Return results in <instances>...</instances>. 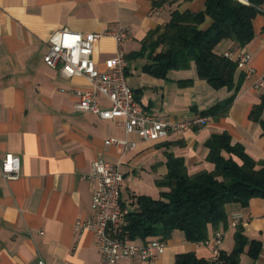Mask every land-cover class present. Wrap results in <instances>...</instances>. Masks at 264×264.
I'll use <instances>...</instances> for the list:
<instances>
[{
    "label": "crops",
    "instance_id": "obj_1",
    "mask_svg": "<svg viewBox=\"0 0 264 264\" xmlns=\"http://www.w3.org/2000/svg\"><path fill=\"white\" fill-rule=\"evenodd\" d=\"M204 1L0 0V161L6 153L19 158L15 178L0 175V264H30L36 258L44 264H99L91 230L74 231V222L91 214V186L82 176L93 159L118 166L120 202L128 210L134 208V195L156 198L164 189L156 181L166 173L168 154L180 157L190 173L210 170L203 145L210 134L225 132L255 161H264V135L250 116L264 96V88L253 86L264 78V0L251 20V40L242 47L225 40L217 47L236 59L233 80H240L225 114L155 142L125 133L117 119L77 111L74 90L88 89V82L79 76L63 77L42 62L49 37L59 29L84 36L127 27L129 38L121 43L110 36L94 43L96 66L102 68L105 58L122 51L127 83L145 112L175 121L198 114L230 91L213 89L198 78L192 61L187 68L168 70L164 77L152 76L141 70L146 54L139 51L146 33L163 26L172 11L195 13ZM209 21L204 19L201 27ZM239 55L246 57L244 65H238ZM98 100L101 108L109 106L102 97ZM260 119L264 120V106ZM108 138L131 141L134 147L123 151L104 144ZM224 212L225 227L208 233L211 237L213 231H221L217 245L186 242L174 230L154 261L131 258L121 263L174 264L179 253L206 259L214 257L213 250L228 253L235 231L231 216L238 213L242 234L259 241L260 247L255 258L244 247L237 264H264V198H250L246 205L227 203Z\"/></svg>",
    "mask_w": 264,
    "mask_h": 264
},
{
    "label": "trees",
    "instance_id": "obj_2",
    "mask_svg": "<svg viewBox=\"0 0 264 264\" xmlns=\"http://www.w3.org/2000/svg\"><path fill=\"white\" fill-rule=\"evenodd\" d=\"M245 1L205 0L201 11H172L163 26L148 31L141 41L139 54H146L141 70L164 77L168 70L187 68L192 61L198 78L213 89L224 87L230 91L198 114L210 118L224 115L240 80H233L236 59L224 56L217 47L225 40L236 47L251 40V20L259 13L260 0ZM206 18L209 23L201 27ZM263 106L264 96L250 116L258 121L264 135V120L260 119ZM203 145L205 160L212 168L190 173L180 157L168 154L166 173L156 181L164 189L156 198L133 196L134 208L128 210L120 237L146 244L153 239L165 240L177 230L184 241L200 243L208 238L210 228L225 227L227 203L246 205L250 198H264V161H255L225 132L210 134ZM232 238L228 253L219 250L212 259L196 257L192 252L179 253L174 256V264H237L244 247L251 258L257 256L259 241L247 239L240 225L235 226Z\"/></svg>",
    "mask_w": 264,
    "mask_h": 264
},
{
    "label": "built area",
    "instance_id": "obj_3",
    "mask_svg": "<svg viewBox=\"0 0 264 264\" xmlns=\"http://www.w3.org/2000/svg\"><path fill=\"white\" fill-rule=\"evenodd\" d=\"M245 4V0H236ZM110 36L116 43L129 38V29L119 27L115 30L90 32L82 36L80 33L67 29H59L48 39L42 62L46 67L55 69L63 77H83L89 84L88 89L74 90V107L77 111L91 112L101 119H117L124 132L134 134L141 140L155 142L168 134L200 127L207 116L195 114L181 120H170L155 117L143 110L129 87L124 72V54L116 51L102 61L98 68L92 58L94 43L102 37ZM223 55L231 57L224 51ZM239 66L246 63V57L239 55ZM249 72V69L246 73ZM255 88H264V78L256 81ZM98 97H102L109 106L105 109L99 105ZM104 144H113L123 151L130 150L134 143L125 139L108 138ZM19 169V158L15 154L6 153L0 161V175L4 179L15 178ZM91 186V214L88 219L74 222V231L88 228L96 245L100 260L99 264H122V259L135 258L140 261H154L165 248V240L153 239L146 244L128 241L119 236L125 223L128 208L120 202V185L122 174L117 165L109 164L101 158L90 161L88 172L82 176ZM240 215L231 216V225L239 224ZM222 233L213 231L211 237L200 242L215 245L220 242ZM213 250V258L217 256ZM30 264H44L36 258Z\"/></svg>",
    "mask_w": 264,
    "mask_h": 264
}]
</instances>
